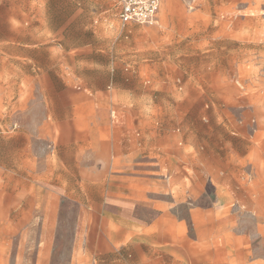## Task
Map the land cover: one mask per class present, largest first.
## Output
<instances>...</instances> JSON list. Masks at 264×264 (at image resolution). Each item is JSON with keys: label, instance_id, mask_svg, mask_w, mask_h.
I'll return each instance as SVG.
<instances>
[{"label": "rangeland", "instance_id": "1", "mask_svg": "<svg viewBox=\"0 0 264 264\" xmlns=\"http://www.w3.org/2000/svg\"><path fill=\"white\" fill-rule=\"evenodd\" d=\"M65 11L66 46L27 48L31 63L5 61L15 49L0 47V162L10 171L19 148L34 171L22 182L33 205L0 206V264H152L132 245L145 234L203 243L211 264H264V0H162L151 23H122L114 0H69ZM53 113L114 130L111 143L81 144L80 175L68 173L74 144L62 145L54 208L42 191ZM95 150L113 151L112 169L109 159L89 168ZM16 181L0 175L2 203ZM109 184L143 220L130 223L129 251H109L125 226L87 205ZM159 212L177 222H151Z\"/></svg>", "mask_w": 264, "mask_h": 264}, {"label": "crops", "instance_id": "2", "mask_svg": "<svg viewBox=\"0 0 264 264\" xmlns=\"http://www.w3.org/2000/svg\"><path fill=\"white\" fill-rule=\"evenodd\" d=\"M69 0H0V47H10L15 49L10 54L4 55V60L9 62H21L31 63L32 59L30 54L24 51L27 48L42 47L47 48L49 51L50 46H66L64 32L66 31V5ZM115 1V0H114ZM77 3V2H76ZM75 3V4H76ZM116 3V1H115ZM117 5V3H116ZM52 6V7H51ZM118 7V5H117ZM81 8L75 12L76 15H81ZM75 30H82V24L79 23ZM51 32L54 38L57 36L55 42L51 44ZM63 33V34H62ZM73 43L72 45H76ZM80 116L85 118H74L72 121L58 120L53 113V118L45 126L49 137L54 139L56 143L55 152H52L46 158L43 166L46 177V183H44L43 192L47 195V200L43 202L47 207L58 206V200L63 193V187L60 185V175H64L66 171L65 158L69 154L62 152V145L64 143H73V152L70 154V158L73 160V170L68 173L71 175H80L82 173L83 166V152L82 143H90L92 145L98 143H108L113 141V125L108 121L99 122L92 114L81 113ZM20 131L15 134L19 135ZM97 151V152H96ZM105 151V152H104ZM128 155V154H127ZM91 164L89 168H95L96 173H101L99 163L97 159H105L109 161V167L112 169L115 161V155L113 151H91L90 157ZM127 156L121 155L122 158ZM84 157V159H87ZM12 159V166L10 171L8 168L0 162V175L3 173H10L17 178V186L12 188V199L10 202H1L0 206H12L19 207L21 205L28 206L33 205V202L28 200L27 186L22 182L26 181V184L32 186L33 180V166L28 158V153L17 151ZM118 163V162H117ZM101 165V164H100ZM101 167V166H100ZM29 182V183H28ZM95 191H100V180L95 181ZM30 189L29 194H31ZM113 185L109 184L106 187V197L99 199H90L87 204L91 207H107L108 211L105 212L109 217V222L117 224L121 223L122 227L125 226V230H121V233H110L109 243L112 247L113 253L116 250L123 251L126 247L129 251L131 246L129 226L131 222H142L133 215V204H131L128 195L122 194L120 197L115 194ZM140 202L139 200H137ZM141 201H145L142 199ZM153 208L159 207L157 202H153ZM110 208L112 210L110 211ZM98 214V212H96ZM4 214H0V222L4 220L2 217ZM163 217L169 218L171 222H177L176 216H165V214L159 212L154 214L151 222H159ZM14 221V220H12ZM149 222V221H148ZM147 231V229L145 228ZM147 233V232H145ZM133 246L144 247L143 256L144 260H148V256H153L156 259L152 264H211L209 254L206 253L204 244L193 242L189 237L184 236H171L168 241L159 237H150L149 234H145L143 238L134 239Z\"/></svg>", "mask_w": 264, "mask_h": 264}, {"label": "built area", "instance_id": "3", "mask_svg": "<svg viewBox=\"0 0 264 264\" xmlns=\"http://www.w3.org/2000/svg\"><path fill=\"white\" fill-rule=\"evenodd\" d=\"M122 23H151L162 0H115ZM194 1V0H193Z\"/></svg>", "mask_w": 264, "mask_h": 264}]
</instances>
